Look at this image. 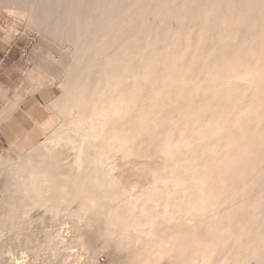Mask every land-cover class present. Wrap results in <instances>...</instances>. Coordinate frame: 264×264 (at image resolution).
Wrapping results in <instances>:
<instances>
[{
	"label": "bare ground",
	"instance_id": "bare-ground-1",
	"mask_svg": "<svg viewBox=\"0 0 264 264\" xmlns=\"http://www.w3.org/2000/svg\"><path fill=\"white\" fill-rule=\"evenodd\" d=\"M0 7L70 57L62 94L44 107L48 119L35 122L40 145L28 146L27 162L9 164L31 229L61 218L87 225L97 215L109 230L104 241L130 248L132 264H264V0H0ZM2 30L19 33L10 22ZM44 77H28V95L45 90ZM14 95L0 86L7 106L0 125L23 101ZM64 149L68 172L56 157ZM137 149L165 162L142 192L113 174L117 157ZM4 165L0 158V172ZM13 214L0 210V264H41L45 252L6 243L19 229ZM167 226L174 231L159 234ZM85 236L76 240L89 254L97 246ZM71 245H51V255L63 257Z\"/></svg>",
	"mask_w": 264,
	"mask_h": 264
},
{
	"label": "rangeland",
	"instance_id": "rangeland-1",
	"mask_svg": "<svg viewBox=\"0 0 264 264\" xmlns=\"http://www.w3.org/2000/svg\"><path fill=\"white\" fill-rule=\"evenodd\" d=\"M8 21L10 23L17 25V30L19 31V33L9 35L7 32H4L2 30L3 27H6V25L9 24ZM35 30L36 29H27L23 23L19 24L17 20L14 17L10 16L4 8L0 7V86L4 89L5 95L7 96L8 99H12L15 96L14 94L16 93V90H19V92L23 96V101L20 104L18 110L16 111L17 113L15 112L14 113L15 115L13 114L8 121L0 125V158L1 161L4 162V164L6 165V168L4 165L0 172V175H2L0 177L1 180L0 193L2 194V196L0 195L1 197L0 210L2 214H4L6 217L11 216L16 210V215L13 214V217L15 216L14 219L16 221H14L13 217H11L12 221L11 220L10 221L13 223V224L11 223L13 227L19 226V229L18 227L17 228L14 227L18 229V231L15 229V231H13L12 233L14 234L15 232L16 233L21 232L19 234L16 233L14 235L11 234L12 237L10 236L6 241V243L8 244L14 243L15 245L14 244L12 245L20 246L22 243L19 244V242L23 241L22 244V246L24 245L23 248L29 247L27 248L28 253L31 252L35 254V251L38 250L39 253L42 252L41 255L44 252L47 255L49 254L51 255L52 253L50 250L51 248L50 246L55 245L56 243L63 241L68 244H72L71 247L66 250L67 252L65 251L66 252L64 253L65 257L64 254L63 257L60 256L54 258L53 255H51V257L50 255L47 257V255L44 253L43 257L40 258L41 264L42 261L43 264L44 263L46 264V262L48 264L47 261L48 259L49 260L52 259L51 262L54 261L56 264H130L129 263L130 261H127L128 259L131 260V264H132L133 262L132 259L134 256L130 248L119 246L117 242L112 238H111L112 240L105 239L108 241V243L107 241H104L103 238H105V236H108L109 238V233L108 235L107 234L105 235V233L109 232V230H107L108 227L103 226L104 223L106 226L107 224L105 220L102 218V216L100 217L97 215L89 216L88 224L87 225L81 224V226L78 225L80 227H78L77 225L75 226L73 224H72L73 226L71 224L65 225V222H68V220L61 218L57 223H53V224H51L50 220L45 221L44 224H41V229H35V228L31 229L30 226L31 222L27 219L26 215L24 214L26 213L24 209L26 208L27 210L28 207L27 205L28 201L27 199L23 198L25 196H23L24 194L21 191L22 189L18 188V185L10 179L12 175L8 173V171H11L9 170V164L11 165L19 162L22 163L27 162L28 158L26 156V149L28 150L30 148L28 146L32 145L33 147H36L40 145L42 132L39 129V127L35 124V122L40 123L48 119V113L46 112L44 107H47V105L53 99H56L57 96L59 97L62 94V91L59 88V84L61 82V74L63 70L66 67H68L70 64V57L67 54L66 50H63L62 47H60V45L57 42L43 38L42 36H40L39 32ZM50 74H54L56 78L53 82V85L48 87V84H50L48 80ZM30 75L34 76L35 78H37L39 75L43 77L45 76L44 78H46V80L45 81L42 80L38 83L40 87L45 88L44 91H37L32 95L27 94L26 91L33 87L31 86V82L28 79ZM6 109L7 106H5V104L0 98V113L5 112ZM32 127H34L35 129H33ZM34 136L36 137L35 139L37 140L38 143L35 141ZM21 141L23 142V144ZM32 146L31 148H33ZM13 147L15 148V150ZM22 149L24 150L23 154H22L23 151ZM5 157L8 158L5 159ZM19 157L20 158L23 157L21 161ZM36 157H33V159L37 160ZM56 157L60 161L61 171L68 172L67 168L63 166V164L68 162V160L72 159V156L69 155V152L66 149L60 150V152L59 151L57 152ZM156 157L149 156L144 152L139 151L138 149L136 150L135 155L132 157L129 156L125 157L124 155H119L116 159L113 174L119 181H121V183L120 182L119 183L122 184V187H125L126 189H136L137 191L142 192L145 188L152 186L156 183L157 174L160 171H162L165 167V162H163L164 158L162 156L160 157V155ZM160 159L161 162L159 161ZM4 177H6L7 179L6 178L4 179ZM11 188L12 189L14 188L16 191L11 190ZM3 192L5 194H3ZM8 194H11L10 197H8ZM2 199L5 202L2 203L3 201ZM10 199L13 201H10ZM6 202L7 203L9 202V204H7ZM6 207L8 208L6 209ZM11 208H15V209H12L13 211L9 212ZM66 208L67 207H63V209L65 210ZM22 209L24 212L22 211ZM44 217L47 218V216ZM91 217L93 220L90 219ZM21 219L22 220L24 219V221H22ZM97 219H102V220L100 221ZM8 220L9 218L7 219V221ZM19 221L23 223V225H21ZM89 225H90V229H89ZM84 231H86L87 233ZM158 231L159 234L168 235L174 231V228L170 226L160 227ZM49 232L55 234L56 241H51L50 235L48 234ZM80 233L82 235L83 233L84 235L86 234L87 236L85 237H88L89 235L90 237L92 236L91 238L93 242L94 243L96 242V244H94L95 245L94 247L97 246L96 247L97 249L93 248L92 250L89 251V254L88 251L83 250L84 248L82 245V241L76 240V237L77 239H79L78 235H81ZM21 238H23V240ZM72 240L73 242H70ZM77 241L79 243H77ZM119 247L121 248V250ZM139 249L143 251L141 246L139 247ZM33 254H30V256ZM157 264H167V263H157Z\"/></svg>",
	"mask_w": 264,
	"mask_h": 264
}]
</instances>
